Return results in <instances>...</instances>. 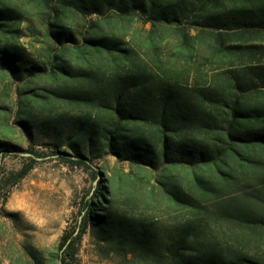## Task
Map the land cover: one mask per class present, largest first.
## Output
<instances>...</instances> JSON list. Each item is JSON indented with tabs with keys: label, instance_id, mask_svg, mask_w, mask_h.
Returning <instances> with one entry per match:
<instances>
[{
	"label": "trees",
	"instance_id": "trees-1",
	"mask_svg": "<svg viewBox=\"0 0 264 264\" xmlns=\"http://www.w3.org/2000/svg\"><path fill=\"white\" fill-rule=\"evenodd\" d=\"M93 15L149 27L137 43ZM0 83V158L25 138L100 176L31 264H76L86 231L128 264H264V0H0ZM106 155L131 173L92 164Z\"/></svg>",
	"mask_w": 264,
	"mask_h": 264
},
{
	"label": "rangeland",
	"instance_id": "rangeland-1",
	"mask_svg": "<svg viewBox=\"0 0 264 264\" xmlns=\"http://www.w3.org/2000/svg\"><path fill=\"white\" fill-rule=\"evenodd\" d=\"M29 16L32 17L35 25H40L33 10ZM96 18L104 24V27H108L107 23H109L111 29L117 33L126 29L125 39L132 36L137 43H141L142 35L149 27V24L143 26L136 18L126 19L125 23L115 17L93 15L88 19L97 20ZM88 25H90L89 22L81 29L88 28ZM26 26V20L21 21V29L25 31V34L19 37V41L25 45L32 42L37 47L39 43L32 39L34 34ZM172 40L170 35L162 40L163 57L172 56L170 47L174 44L169 42ZM213 65L209 64L208 68H204L205 76H210L209 68ZM44 81V79H38L36 82ZM16 97L15 92H12L11 98L16 100ZM18 139L23 149L18 152L28 153L32 146L41 155L37 157V161L27 174L17 180L14 185L10 186L7 182L0 185V198L6 196L4 202L0 203V264H31L24 250L25 245L40 250L44 257L48 251L57 249L62 233L73 227L74 220L83 212L81 198L85 193L88 195L91 193V184L95 185L100 177L96 175L92 179V176H88L81 167L65 164L51 152L52 147L40 142L31 144L25 138ZM24 156L26 155L9 153L1 157L0 166L5 175L9 171H17L25 162ZM92 164L95 167L102 166L107 175L115 177L131 173L127 162L120 161L113 155L95 159ZM13 212L16 216L8 215ZM76 264L128 263L103 244H98L86 231L78 246Z\"/></svg>",
	"mask_w": 264,
	"mask_h": 264
},
{
	"label": "water",
	"instance_id": "water-1",
	"mask_svg": "<svg viewBox=\"0 0 264 264\" xmlns=\"http://www.w3.org/2000/svg\"><path fill=\"white\" fill-rule=\"evenodd\" d=\"M20 154H23V155H28V153H20Z\"/></svg>",
	"mask_w": 264,
	"mask_h": 264
}]
</instances>
